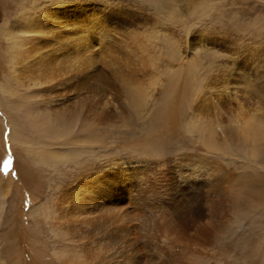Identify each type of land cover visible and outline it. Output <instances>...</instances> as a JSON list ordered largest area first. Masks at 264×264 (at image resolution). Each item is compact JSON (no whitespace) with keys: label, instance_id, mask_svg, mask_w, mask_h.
<instances>
[{"label":"rangeland","instance_id":"1","mask_svg":"<svg viewBox=\"0 0 264 264\" xmlns=\"http://www.w3.org/2000/svg\"><path fill=\"white\" fill-rule=\"evenodd\" d=\"M0 264H264V0H0Z\"/></svg>","mask_w":264,"mask_h":264},{"label":"bare ground","instance_id":"2","mask_svg":"<svg viewBox=\"0 0 264 264\" xmlns=\"http://www.w3.org/2000/svg\"><path fill=\"white\" fill-rule=\"evenodd\" d=\"M79 40V39H78ZM70 48V47H69ZM85 66V65H84ZM88 68V67H87ZM77 71V70H76ZM103 72H102V70L100 69V68H98V66L97 67H95V66H93L92 65V67H91V65H90V67H89V69H85V68H83V70L82 71H78L76 74H74L71 78H70V81L72 82V84H75V80H74V78H76V82H77V84L78 85H81V86H83L84 84H85V82H86V79H92L93 81H97V80H99V78H100V75L102 74ZM69 79V78H68ZM92 82V81H91ZM90 83V82H89ZM94 83V82H93ZM95 84V83H94ZM72 86V85H71ZM74 86V85H73ZM95 86H97V84H95ZM89 88V87H88ZM95 88V87H94ZM94 90V89H93ZM95 90H96V88H95ZM94 90V91H95ZM92 91V90H91ZM83 96H85V95H83ZM86 97V96H85ZM85 97H80L81 99L83 98H85ZM99 97V96H98ZM81 99H79V100H81ZM82 99V100H83ZM99 101V100H98ZM86 102V101H85ZM102 102V101H101ZM101 102H98L99 103V105H100V103ZM103 103V102H102ZM101 103V104H102ZM51 106V105H50ZM103 106V105H102ZM98 107V106H97ZM103 108H104V106H103ZM103 110V109H102ZM101 114V113H100ZM246 125H247V123H246ZM240 130V129H239ZM248 130V129H247ZM253 133V132H252Z\"/></svg>","mask_w":264,"mask_h":264},{"label":"snow or ice","instance_id":"3","mask_svg":"<svg viewBox=\"0 0 264 264\" xmlns=\"http://www.w3.org/2000/svg\"><path fill=\"white\" fill-rule=\"evenodd\" d=\"M5 135H7V134H5ZM11 165H12V159H11V157H9L8 159H6V160L4 161V164H3V171H4L5 173H7L8 169L11 167ZM13 175H16V174L13 173Z\"/></svg>","mask_w":264,"mask_h":264}]
</instances>
